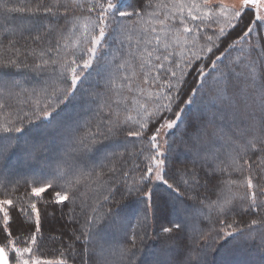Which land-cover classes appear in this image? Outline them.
<instances>
[{
	"label": "snow or ice",
	"instance_id": "obj_1",
	"mask_svg": "<svg viewBox=\"0 0 264 264\" xmlns=\"http://www.w3.org/2000/svg\"><path fill=\"white\" fill-rule=\"evenodd\" d=\"M101 50L103 88L84 101L98 120L78 134L62 106ZM197 99L201 114L184 130L190 159L170 175L167 137ZM38 122L52 127L32 135L26 124ZM22 137L34 158L46 137L75 147L48 177L13 183L0 172V264H139L149 232L162 245L153 264H211L209 241L245 230L264 247V0H0V161ZM121 185L134 221L113 206ZM40 204L73 205L52 258ZM241 214L253 217L244 229L230 218Z\"/></svg>",
	"mask_w": 264,
	"mask_h": 264
},
{
	"label": "trees",
	"instance_id": "obj_2",
	"mask_svg": "<svg viewBox=\"0 0 264 264\" xmlns=\"http://www.w3.org/2000/svg\"><path fill=\"white\" fill-rule=\"evenodd\" d=\"M82 102H83V99L77 103H78V105H81ZM62 114H64V112L61 113V117L63 116ZM85 116H86L85 114H82L81 118L79 119V122H78L79 129H80L79 132H82L85 129H87L85 127L86 122H84ZM93 121H94V118L90 117L89 122H91V125L94 127L96 124V120L92 124ZM196 122H197V120L195 119V116H194V118L193 117L189 118L187 116L186 124H191V123H196ZM46 125H48L47 122H38V126L26 124V127H28L31 130V134L34 135V132L36 130L43 129ZM42 133H45V132L42 131ZM24 139H25L24 137H22L20 139V145H21L20 148L13 151L5 160L0 161V172H2V175L6 176L13 183H15L18 180L23 181V180H27V179H32L34 177L35 178L48 177L51 173H53L56 170L57 163L63 158L64 154L65 153L73 154L72 150L75 147L71 143L64 141L62 146L58 149V152L55 151L53 153L50 150V147L47 146V148H45L41 152L39 158H34L33 156H30L25 151H23ZM57 142L58 141H56V145H57ZM15 155H18V158H14ZM81 159H84V158L81 157ZM170 160L172 161V163L170 164V175L173 174L177 168H182L187 163L186 161L180 160L179 158L174 156V154H170ZM30 161H34V162L31 164V163H29ZM131 162L132 161L129 160L127 162V164L125 165V167L128 168L129 165L131 164ZM15 163L20 164V165H16ZM25 165H26V168H29V169H26L24 167ZM30 167H33V168H30ZM177 179H179V176H177ZM180 186H181V189L184 188L183 184H181ZM8 187L10 189L11 185H8ZM120 189L121 190L119 192H116L114 194L113 206L115 205V202L119 201L121 203V205H123L126 209L127 206H131L135 202L132 203V199H131L132 197L126 196V194H125L126 190L124 189V187L122 185L120 186ZM82 191H84V190H82ZM158 191H159V193L163 194V195L161 194L162 196H168V192L165 189L161 188ZM19 192L20 193L24 192L23 184L19 188ZM195 194H196L195 192H188L186 194L184 199L187 201V205L193 206V207L198 206V201H192V200L187 199V196L195 195ZM199 194L201 197L210 196V192L205 191V189H203V188L199 189ZM0 198H3V190L2 189H0ZM211 198L214 199L215 196L211 195ZM39 206L44 211V215H45V219L43 221V227H42L43 236H44V243L42 245L41 251L43 252V254L46 257L52 258V257H55L58 255V252L61 249L62 245H61L59 240L53 239L54 237H52L51 235L54 234L53 232L56 229L63 230V232H65V230L63 228H65L67 226H69V228H70V229L66 230L67 233L71 232L72 224L69 223L68 217L70 215V209L73 207V205L67 204L66 206H59V205H47V206H45L44 204H40ZM75 208H76V213L79 214V211H80L79 203L76 204ZM50 214H51V216H50ZM233 218H235L237 220L239 227H242L243 225L249 223L250 219L253 217H249L247 215L241 214V215H236ZM80 219L82 220L83 218L80 217ZM134 219H135V217L133 218V220ZM210 225L212 227H215V223H210ZM13 228L14 229L16 228L15 224L13 225ZM206 230H207V228H206ZM59 236L60 235H58V237ZM65 236L66 237H63V239L66 241L67 240V234ZM214 239H215V236L213 237V240ZM151 244L152 245L157 244V246L159 247V250L155 251L156 253H154V255L157 256L159 253V256H160V254H161L160 250H161V246H162L161 242L159 240H157L154 236H152L151 232H149L145 236L144 240L138 244L137 255H138L139 260L142 256H144L146 254L145 250H148L150 248ZM211 244H214V242L211 241ZM224 247H225V245H223L220 248V250H222ZM229 248L230 247H228V249ZM245 249L246 248H243V247L230 249L232 257L238 258V255H237L238 252H243ZM256 250L259 251L260 248L259 249L257 248ZM222 251H224V250H222ZM148 252H149V250H148ZM209 252L211 254V255H209V260H211L215 255H213L214 252H211V249H209ZM224 252H227V251H224ZM216 254H219V253H216ZM153 258L154 259H152V264L156 260L155 257H153ZM217 258L218 257H216V259ZM236 258L234 259L233 262H229V264H234L236 261ZM239 259H240V257H239ZM213 260H215V258L212 259V262H213ZM139 264H141V263H139Z\"/></svg>",
	"mask_w": 264,
	"mask_h": 264
},
{
	"label": "rangeland",
	"instance_id": "obj_3",
	"mask_svg": "<svg viewBox=\"0 0 264 264\" xmlns=\"http://www.w3.org/2000/svg\"><path fill=\"white\" fill-rule=\"evenodd\" d=\"M123 2L126 3L127 0H123ZM107 58H110V53H107V52L101 50L99 61L95 62L93 68L89 69L88 73H86V79H84L83 82L80 84L79 91L77 92L76 98H74L70 103H67L66 105L62 106L63 112H64V114H62L63 115L62 118H64L66 121H68V117H71L72 121H68V122L71 124L72 128L77 127V124H78L79 119L81 118L82 114L86 115L84 118V122H89L90 117H93L94 121L96 120V122H97V120H98V117L96 115V113L98 111L97 105L92 104V103L86 104V103H84V101L89 99V93H91L93 90H97V91L102 90L103 81L101 80V76H98L97 73L103 72V69L101 66L104 64V62ZM188 80L191 81L192 76H189ZM98 82H99V87L97 86ZM82 99H83L82 104L78 105L77 102H80ZM202 107L203 106H202L201 101L199 99H197L196 103L187 106V109L183 115V122L180 124L179 128L171 130V135H169L167 137V139L170 142H172V141L175 142L172 144L173 150H172V152H170V154H174V156H176L180 160H184V161L188 162V160L190 159L189 153L184 150V144H183V141L187 139V136L184 133L187 116L189 118H192V117L194 118V116H195V119L198 120V118L201 114V111H202ZM94 121L92 122V124L94 123ZM53 123H55V121ZM51 127H52L51 125H46L43 129L36 130L34 132V135H38V134L42 133V131H44L46 133L47 131H49L51 129ZM94 127H93V129H94ZM86 130L87 129H85L84 131H86ZM84 131L79 132L78 134H82ZM56 141H58L57 145H56ZM45 142L47 143V146L50 147V150L54 153L55 151L58 152V149L62 146L64 140H61V139L55 138V137H46ZM14 158H18V155H15ZM33 162L34 161H30L29 163L32 164ZM132 164H133V162H131V164L128 167V169L130 171L132 168ZM16 165H20V164H16ZM24 167L26 168V165ZM30 168H33V167H30ZM26 169H29V168H26ZM133 175H135V173H133ZM82 190H84V189L82 188L81 191ZM160 194H162V193H160ZM88 195L91 196L92 193H88ZM131 199H132V203H134L135 197H132ZM136 208H137L136 202L131 206H127L126 207L127 214L130 217L134 218ZM0 215H2V214H0ZM50 216H51V214H50ZM230 218H233V217H230ZM204 225L207 229L217 227L216 224H215V227H212L210 225V223L207 221L204 222ZM245 225H243L242 227H239V224L237 223L236 227L240 228V229H244ZM63 229L65 230V232H63V230L56 229L53 232L54 234H52L51 236L52 237H58V235L61 236V234H63V237H66L65 235L68 234L66 230H68L70 228H69V226H67ZM252 235H256V234L255 233L249 234L245 230L243 232H235L233 236L225 237L224 239L219 240V243H216V238L214 240H211L212 242H214V244H211V241H209V249H211L213 246H215L218 249L217 251L214 252V254L212 253L213 255H215L212 259L215 258V260H213V262H212V259H211L210 260L211 264H229V262H233L236 257L235 258L232 257L230 249L240 248V247H243L246 249L243 252H238V254H237L238 258H236V261L234 264H264V247H262L260 245L258 237H257L256 241L254 242L251 238ZM223 245H225V247L222 250L227 251V252L220 250V248ZM228 247H230V248L228 249ZM257 248L258 249L260 248V250L257 251L256 250ZM148 250H149V252H148ZM148 250H145L146 254L140 258L139 263H141V264H152V259H154L153 257H155V259H157L159 257V253L157 256L154 255V253H156L155 251L159 250V247L157 246V244H155V245L151 244V246ZM216 253H219V254H216ZM216 257H218V258L216 259ZM239 257H240V259H239Z\"/></svg>",
	"mask_w": 264,
	"mask_h": 264
}]
</instances>
